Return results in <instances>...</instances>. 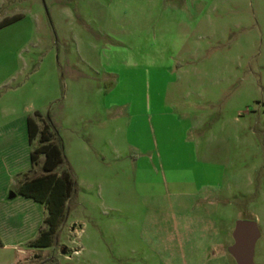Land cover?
Instances as JSON below:
<instances>
[{"label": "rangeland", "instance_id": "rangeland-1", "mask_svg": "<svg viewBox=\"0 0 264 264\" xmlns=\"http://www.w3.org/2000/svg\"><path fill=\"white\" fill-rule=\"evenodd\" d=\"M0 11L15 18L0 27V264H235L237 219L255 222L252 262L264 264V0ZM48 141L69 191L36 246L45 204L17 190L44 173L28 155Z\"/></svg>", "mask_w": 264, "mask_h": 264}, {"label": "trees", "instance_id": "trees-1", "mask_svg": "<svg viewBox=\"0 0 264 264\" xmlns=\"http://www.w3.org/2000/svg\"><path fill=\"white\" fill-rule=\"evenodd\" d=\"M15 18L0 20V27ZM25 128L28 139L35 134V124L31 117L25 118ZM34 153H41L43 159L41 169L44 173L24 180L18 187L17 193L44 203L47 211L45 222L48 228L33 240L36 246H47L50 243V233L62 216L64 200L69 191V179L67 173L63 171L60 175L53 176L51 170L62 161L60 146L56 141H48L32 149L29 154L33 160ZM1 244V242H0Z\"/></svg>", "mask_w": 264, "mask_h": 264}, {"label": "water", "instance_id": "water-1", "mask_svg": "<svg viewBox=\"0 0 264 264\" xmlns=\"http://www.w3.org/2000/svg\"><path fill=\"white\" fill-rule=\"evenodd\" d=\"M14 192L9 190L7 198H12ZM232 243L227 246L228 253L233 257L235 264H253V243L257 237V229L253 220L237 219L231 230ZM63 252V249H61Z\"/></svg>", "mask_w": 264, "mask_h": 264}, {"label": "crops", "instance_id": "crops-1", "mask_svg": "<svg viewBox=\"0 0 264 264\" xmlns=\"http://www.w3.org/2000/svg\"><path fill=\"white\" fill-rule=\"evenodd\" d=\"M2 1L3 0H0V5H1V3H2ZM1 12V11H0ZM24 122H25V120H24ZM23 125V122H21L20 123V126H22ZM20 133H21V130H20ZM9 139H7L6 141H8ZM21 140H22V136H21ZM20 147V146H19ZM20 149V148H19ZM16 146H13L12 144L9 146V151H8V153H9V155L12 157L11 159H13L12 161L13 162H15L17 165H19L18 164V150H19ZM28 157H29V155H28ZM20 166V165H19ZM19 166H18V168H19ZM18 168H16V169H12L13 171L12 172H15ZM10 178H12V174L11 173H9L7 176H6V178H5V186L8 188V186L10 185V183H11V179ZM17 194H15L14 196H16ZM13 196V197H14ZM3 197L1 196L0 197V203H2V201H3V199H2ZM6 199H8L7 197H6Z\"/></svg>", "mask_w": 264, "mask_h": 264}]
</instances>
